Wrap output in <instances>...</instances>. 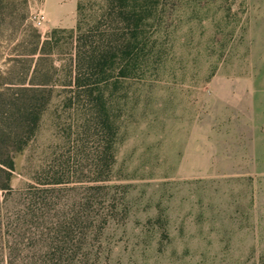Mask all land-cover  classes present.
<instances>
[{
    "label": "rangeland",
    "instance_id": "374dc122",
    "mask_svg": "<svg viewBox=\"0 0 264 264\" xmlns=\"http://www.w3.org/2000/svg\"><path fill=\"white\" fill-rule=\"evenodd\" d=\"M113 6L82 0L83 31L97 39L122 27ZM36 9L0 4L1 99L29 66L28 27L50 32L33 24ZM149 21L156 56L106 92L116 124L108 174L97 171L106 141L97 107L66 86L73 39L57 35L43 63L50 100L14 154L3 212L15 215L34 185L57 188L61 203L93 193L95 213L97 186L110 185L119 213L97 239L99 264H264V0H157Z\"/></svg>",
    "mask_w": 264,
    "mask_h": 264
},
{
    "label": "trees",
    "instance_id": "16d2710c",
    "mask_svg": "<svg viewBox=\"0 0 264 264\" xmlns=\"http://www.w3.org/2000/svg\"><path fill=\"white\" fill-rule=\"evenodd\" d=\"M81 1L77 0L78 19L74 28H53L42 39L38 30L28 27L34 39L29 66L23 79L16 83L15 92L0 98V264H99L97 239L101 230L119 213L110 185L97 186L103 190L100 201L103 207L95 213L93 193L69 195L61 203L54 201L52 196L57 188L39 189L34 185L15 215L9 217L3 212L5 196L12 192L14 154L28 145L50 100V74L44 72L43 63L53 54L57 35L67 33L73 39L68 92L72 95L84 93L91 98L90 102L98 110L97 122L105 132L99 174H108L111 170L112 143L116 135V124L107 102L109 85L119 86L126 79L136 77L156 56L149 49L153 42L148 37V28L157 0H116L118 6L111 7L108 14L114 16L116 12L115 16L119 17L116 22L124 25L110 27L97 39L92 38V29L83 31ZM4 73L10 78L16 72L11 67ZM51 210H55L52 215L49 214Z\"/></svg>",
    "mask_w": 264,
    "mask_h": 264
},
{
    "label": "crops",
    "instance_id": "0c3cea01",
    "mask_svg": "<svg viewBox=\"0 0 264 264\" xmlns=\"http://www.w3.org/2000/svg\"><path fill=\"white\" fill-rule=\"evenodd\" d=\"M33 3L44 14L43 32L53 28L75 27L77 0H33Z\"/></svg>",
    "mask_w": 264,
    "mask_h": 264
},
{
    "label": "built area",
    "instance_id": "2783aa9c",
    "mask_svg": "<svg viewBox=\"0 0 264 264\" xmlns=\"http://www.w3.org/2000/svg\"><path fill=\"white\" fill-rule=\"evenodd\" d=\"M30 18L36 27H41L44 24V14L41 9H36L31 13Z\"/></svg>",
    "mask_w": 264,
    "mask_h": 264
}]
</instances>
